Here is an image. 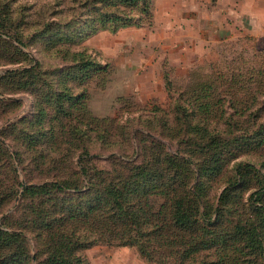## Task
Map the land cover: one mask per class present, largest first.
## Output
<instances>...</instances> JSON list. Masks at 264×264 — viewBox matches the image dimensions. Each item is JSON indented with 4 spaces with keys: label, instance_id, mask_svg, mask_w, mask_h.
<instances>
[{
    "label": "rangeland",
    "instance_id": "obj_1",
    "mask_svg": "<svg viewBox=\"0 0 264 264\" xmlns=\"http://www.w3.org/2000/svg\"><path fill=\"white\" fill-rule=\"evenodd\" d=\"M182 1L0 0V264L215 262L188 253L202 227L264 224V40L225 31L227 0Z\"/></svg>",
    "mask_w": 264,
    "mask_h": 264
},
{
    "label": "trees",
    "instance_id": "obj_2",
    "mask_svg": "<svg viewBox=\"0 0 264 264\" xmlns=\"http://www.w3.org/2000/svg\"><path fill=\"white\" fill-rule=\"evenodd\" d=\"M130 1L132 4H138L141 2V0H128ZM130 19V17H127L125 19V21H128ZM130 174V178L133 177V175ZM127 178L126 180L122 181V185L121 187H117L116 189H112L110 192L111 198L109 200V204L110 202H112V195H114L116 198H119L120 195L123 198V202H126L127 198H126V188L128 187V185L131 183L130 178ZM54 186L58 189L61 190H66L69 188L68 184H64L62 182L59 181H53V182H47L45 184H33V185H25L24 186V191H30V190H40V188H44L46 186ZM109 186H107L108 188ZM116 192H118V194H116ZM263 188L261 190H259L258 193V197H261L264 199V193H263ZM120 194V195H119ZM182 202L177 203V212L174 215V221L175 224L180 227V228H184V227H190L189 224L192 223V217L186 212H182V206H181ZM114 205V204H113ZM264 205V202H263ZM116 207L120 208L123 207L122 202L119 201V204H115ZM252 218H248L247 220H245L243 223L239 222L238 224H236L234 226V230L232 231V234L228 236L229 232H225L223 231V228H219V229H214V230H210L206 227H202V234L198 235L196 237V239L191 243L193 248H191V250L188 253H194L196 254V252L200 251L201 249H208V248H212L214 246H219L220 248L217 251V255H218V260L215 262H209V261H201L198 264H257L258 262H256V257L257 255H259V257H264V224L259 221L258 223H255V220L252 219V221L248 222V220H251ZM15 235H21L20 233H13ZM231 237H235V238H239L241 239L242 237L246 238V244L245 246L249 247V251L250 252H246V256H245V260L240 261L237 259L238 254L237 249H230V250H225L226 247V243L228 241V239H231ZM254 253L253 257L252 256H248V254L250 253ZM61 248H56L55 252H53L52 256H49V261L51 263H62L64 262V260H66L63 256H61ZM252 255V254H250ZM195 257V256H194ZM195 260V259H194ZM197 261V260H195ZM240 262V263H239ZM241 262H246V263H241ZM263 264V263H260Z\"/></svg>",
    "mask_w": 264,
    "mask_h": 264
},
{
    "label": "crops",
    "instance_id": "obj_3",
    "mask_svg": "<svg viewBox=\"0 0 264 264\" xmlns=\"http://www.w3.org/2000/svg\"><path fill=\"white\" fill-rule=\"evenodd\" d=\"M239 2H237V0L234 4V7L230 6L228 7V3L231 2V0H227L226 1V9L225 12V23H226V27H225V31H230V33H232L233 31L236 32H242L244 33H250L251 36L254 37V40L256 41H262L264 40V0H238ZM182 3H186L185 0L182 1ZM184 9H188V6H185L183 8L182 7H178L175 11H177L176 13L178 15L181 14V11L184 12ZM228 9L230 11H228ZM181 17H186V15H182ZM228 18H230L232 21H229ZM182 19L178 18V21H176V23H173L170 25H172L175 29H177L178 31V36L177 39H175L177 41V45L178 48L180 49V51H189V49L191 48L192 50H195L198 52L199 49L203 51H206V55L208 56L207 58H209V55L211 53V51L209 52V50H207V48H205V44H209L208 41H204L203 39V43L198 41V40H194V37L192 34L186 36L184 34V32H181V28H184V21L182 22ZM229 21V22H228ZM234 21V25L233 24ZM232 27V28H231ZM233 28L235 30H233ZM216 31L214 33L215 37L214 39L211 41L213 43H216V41L220 42L222 39L221 34L224 35V31L220 30ZM225 36V35H224ZM203 38V37H201ZM190 39L192 40L190 42ZM187 41V42H186ZM173 47H175L174 45H172ZM210 49H212V47L210 46ZM180 51H178L177 54V58L176 56H173V58L171 59V63L172 64H178V65H182L184 67H186V65H188L190 62H194L195 60L191 57H186V56H180ZM200 54V53H199ZM201 57L198 56L196 58H204V54H200ZM205 55V58H206Z\"/></svg>",
    "mask_w": 264,
    "mask_h": 264
}]
</instances>
